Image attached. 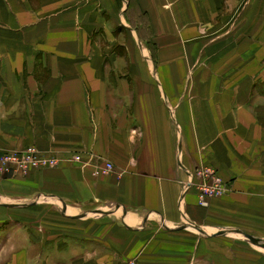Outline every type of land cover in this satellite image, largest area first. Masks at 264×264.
Segmentation results:
<instances>
[{
    "label": "crops",
    "instance_id": "0c3cea01",
    "mask_svg": "<svg viewBox=\"0 0 264 264\" xmlns=\"http://www.w3.org/2000/svg\"><path fill=\"white\" fill-rule=\"evenodd\" d=\"M29 145L62 162L0 174V264H264V0H0V152Z\"/></svg>",
    "mask_w": 264,
    "mask_h": 264
},
{
    "label": "built area",
    "instance_id": "2783aa9c",
    "mask_svg": "<svg viewBox=\"0 0 264 264\" xmlns=\"http://www.w3.org/2000/svg\"><path fill=\"white\" fill-rule=\"evenodd\" d=\"M71 161H81L80 155H75ZM62 160L57 156H49L42 153L35 145H29L22 149L12 150L0 156V174L12 173L13 175L27 176L38 169H52L60 165ZM114 171V165L105 162L97 165L95 174L108 175ZM190 181L187 189L194 187L198 194L199 204L208 206L211 198L222 196L230 189L227 182L219 175L218 170L211 165L201 166L190 173ZM124 264H138L130 260Z\"/></svg>",
    "mask_w": 264,
    "mask_h": 264
},
{
    "label": "rangeland",
    "instance_id": "374dc122",
    "mask_svg": "<svg viewBox=\"0 0 264 264\" xmlns=\"http://www.w3.org/2000/svg\"><path fill=\"white\" fill-rule=\"evenodd\" d=\"M22 148H24V147H22ZM21 147L20 148H18V149H22ZM13 150H16V149H13ZM40 150V149H39ZM10 151H12V150H7V151H3V152H0V156L1 155H3L4 153H6V152H10ZM42 152V151H41ZM48 169H50V168H48ZM38 170H43V169H38ZM35 171H37V170H35ZM35 171H32L31 173H33V172H35ZM30 173V174H31ZM30 174H28V175H30ZM1 175H5V176H13V174L12 173H5V174H1ZM27 175V176H28ZM20 176H22V175H20ZM22 177H26V176H22Z\"/></svg>",
    "mask_w": 264,
    "mask_h": 264
}]
</instances>
